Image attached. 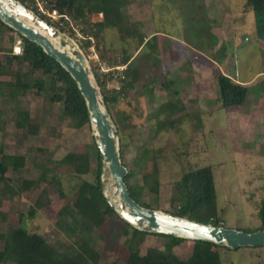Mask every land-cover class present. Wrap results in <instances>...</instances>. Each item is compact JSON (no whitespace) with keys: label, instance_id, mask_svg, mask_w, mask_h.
Here are the masks:
<instances>
[{"label":"rangeland","instance_id":"obj_1","mask_svg":"<svg viewBox=\"0 0 264 264\" xmlns=\"http://www.w3.org/2000/svg\"><path fill=\"white\" fill-rule=\"evenodd\" d=\"M247 1L125 0L123 13L127 15V24L134 29H142L147 38L158 30L179 35L184 39L183 43L203 49L206 52L202 53L208 52L209 57L221 59L225 64H219V72L213 71L211 67L215 68L214 65L203 56L186 52L184 47L181 52L175 51L178 44H174L173 50L159 53L163 57L159 66L140 61L137 56L131 59L129 66L140 65L143 71L136 88L127 87L126 73L121 84L109 76H102L95 54L111 66L121 65L125 48L140 50L137 36L130 39L131 42H124L115 29L105 31L98 38L91 31L84 33L85 28L94 30L93 25L103 21L101 14L92 15L87 24L69 15L70 21L64 26L53 25L84 53L102 98L121 93L118 101L109 107L106 105V108L118 130L122 162L134 172L130 182L138 186L141 203L150 209L168 213L173 184L186 172L210 166L215 177L222 226L240 230H253L260 226L258 211L264 198V76L258 75V79L255 76L264 69V38L258 36L255 13L246 12ZM27 2L29 7L26 6L40 17L44 16L41 7L50 9L48 0ZM44 20L49 22L47 17ZM11 36L15 37L14 49L21 39L19 33H8L0 26V46L4 48L0 52V65L13 55V51H9ZM215 40L219 41V46L216 52H211ZM178 58L181 61L177 63L175 60ZM188 58L192 59L193 67ZM220 73L239 81H249L252 77L258 80L250 87L251 94L244 107L225 109L221 106L217 98ZM153 78L159 81L153 85L155 91L150 97L146 95V89L151 87L149 81ZM187 79L190 80L185 83ZM1 80L10 78L1 75ZM164 80L175 84L167 88L162 84ZM197 86L203 89H197ZM177 89L179 94L175 92ZM255 92L261 93L260 99ZM52 94L51 91L39 93L34 89L16 101L6 99L8 91L5 90L0 96V159L4 154L26 157L20 172L9 167L6 176L12 179L16 188L21 186L23 179L37 181L33 190H25L13 199L3 200L1 209L6 213V222L0 227L20 226L21 214H28L30 207L43 197L44 205L37 217L31 219L27 215L24 225L31 234L38 233L53 244L72 246L76 237L67 234L64 224L75 225L84 219L78 212L76 189L82 179L94 182V174L77 176L74 166L63 161L68 154L87 153L91 170H95L97 145L91 122L90 129H75L72 122L62 115L60 103L52 100ZM170 95L185 105V109L173 118L181 121L175 129L156 132L155 115ZM19 111L29 117L34 134L19 129ZM120 115L128 117L125 128H120L117 123ZM169 146L174 148L157 163L160 188L156 194L144 182V175L155 170L154 163L148 160L139 164L137 158L145 148L156 150ZM44 174L50 180L57 177L58 181L54 184L44 181L41 178ZM59 181L61 184H57ZM102 184L104 193L113 198V179L105 164ZM65 206H69L72 212L63 222L59 213ZM91 228L94 247L101 254L98 264H126L129 248L136 242H139L142 255L153 248L164 250L170 242L168 238L155 234L133 239L132 228L116 217L111 218L103 230ZM191 249V240H186L172 250L179 257L186 258ZM221 254L223 264H264V248L238 252L223 249Z\"/></svg>","mask_w":264,"mask_h":264},{"label":"trees","instance_id":"obj_2","mask_svg":"<svg viewBox=\"0 0 264 264\" xmlns=\"http://www.w3.org/2000/svg\"><path fill=\"white\" fill-rule=\"evenodd\" d=\"M18 1L29 7L27 0ZM48 1L51 9H57L61 14L70 15L74 19H82L86 24L89 23L92 15H103V21L93 25L94 30H87L85 28L84 33L91 31L90 33L98 38L105 31L115 29L124 42H131L130 39L137 36L140 50L136 49L131 51L130 47L125 48L121 58V62L128 65L125 72L128 79V88H136V84L141 81L143 72L140 65L134 68L129 66L132 58L137 56V59L140 61L151 63L154 66H159L162 63L157 35L147 38L142 29L137 30L127 24V15L123 13V9L126 6L125 0ZM245 9L248 13H255L258 36L264 38V0H248L245 4ZM42 18L46 19L45 16H42ZM0 26L8 33L12 34L15 32L1 20ZM20 37L23 42L22 55H9L6 63L0 65V76L10 78V80L0 81V96L7 90L8 98L6 99L18 101L34 89H38L39 93L41 91H51V93L53 92L52 100L60 103L62 115L72 122L71 124L75 129L79 130L84 127H89L90 129V114L77 82L40 45L31 42L22 35ZM9 41L11 46L9 51L11 53L13 51L12 46L15 42V37L11 36ZM216 43V40L213 41V45H216ZM3 49L0 46V52H3ZM137 52L140 53L137 54ZM26 69L28 70L26 71ZM37 72H39L38 75L36 74ZM30 78H33V81H30ZM158 78H153L149 81L151 87H147L148 85L146 84L147 96L151 97L154 95L155 88H153V85L159 81ZM188 80L190 79H187V81L184 80L185 83ZM162 84L169 88L175 82L164 80ZM175 92L179 94L178 89ZM120 94L118 93L112 96L105 95L103 100L109 107L111 103L118 101ZM249 94L250 89L248 86L234 81L229 75L223 73L218 75L217 95L223 108L233 109L244 107ZM171 95L168 101L162 103L159 110H157L155 115L157 119L155 125L156 132L175 129L181 121L178 118H173L185 109V105ZM18 113H20L19 129L34 134L33 126L29 123V117L25 116L26 113L22 111ZM161 116H163V119L160 118ZM127 118L126 115L118 116L117 123L120 128H125L128 125ZM96 148L98 164L95 170H91L90 155L87 153L68 154L63 161V163H69L74 166V171L77 176L81 177L86 174H94V182H88L82 179L76 189L78 212L84 219L75 222V225L64 224L67 234L76 237L73 245L68 246L62 244L63 246H61V243L53 244L42 235L38 233L31 234L28 231L24 225L25 217L27 215L31 219L37 217L39 209L44 205L43 197H40L36 204L30 207L28 214H21L20 226H9L7 229L0 227V264H98L101 254L94 247L91 226L103 230L106 228L107 222L111 218L116 217L127 227H131L111 207L104 195L102 184L103 157L98 147ZM172 148L174 147L169 146L156 150L145 148L138 155L137 162L139 164L140 162L146 163L145 161L148 160H152L154 163L155 170L144 175V182L149 190L156 194H158L160 188V181L157 177L158 160L166 157ZM25 163V156L4 154L0 159V225L6 222V213L1 209L3 200L13 199L17 194L25 190L31 191L36 186V180L23 179L21 186L16 188L13 185L12 179L6 176L9 167L15 172H20L25 166ZM133 175L134 172L129 170L125 180L131 196L139 204L149 208L141 203L137 191L138 186L130 182ZM41 178L53 184L58 181L57 177H54L52 180L48 179L47 174L42 175ZM57 184H61L60 181ZM170 206L171 208L168 213L174 216L187 218L203 224L222 226L223 220L217 203L215 177L212 167H203L184 173L181 180L173 184ZM71 212L72 209L69 206H65L60 210L59 217L65 222ZM258 218L260 220V226L258 228L244 231L248 233L264 231V198L261 200L259 206ZM131 228L134 232L133 239L136 240L137 238L151 234L133 227ZM155 235L164 236L170 240L166 249L153 248L147 254L142 255L139 249V242H136L129 248L126 264H223L221 250L233 251L231 248L222 247L208 241H191L192 249L190 255L186 258H181L172 249L185 242L186 239L161 234ZM261 248L264 247H243L234 251L238 252Z\"/></svg>","mask_w":264,"mask_h":264},{"label":"water","instance_id":"obj_3","mask_svg":"<svg viewBox=\"0 0 264 264\" xmlns=\"http://www.w3.org/2000/svg\"><path fill=\"white\" fill-rule=\"evenodd\" d=\"M0 20L31 42L40 45L77 82L90 114L96 145L113 179L114 197L111 198L107 193L104 195L125 222L147 233L191 241H208L233 250L264 247V231L248 233L240 229L203 224L146 208L134 200L125 181L129 170L122 162L118 130L84 53L63 32L18 0H0Z\"/></svg>","mask_w":264,"mask_h":264},{"label":"crops","instance_id":"obj_4","mask_svg":"<svg viewBox=\"0 0 264 264\" xmlns=\"http://www.w3.org/2000/svg\"><path fill=\"white\" fill-rule=\"evenodd\" d=\"M214 30V29H213ZM212 30V31H213ZM213 33V32H212ZM213 34H215V33H213ZM154 35H157V37H158V43H159V46H160V51L159 52H165L167 49L168 50H171L172 49V47H173V45L174 44H178V48H179V50H178V48H176L175 49V51L177 50V51H179V52H181V50H182V47H184L185 48V51L186 52H196V53H198V56H203L210 64H213L214 65V67L215 68H213V67H211V69H213V71H216V72H219V70L217 69L218 67H220L219 66V64H224L223 62H222V60L220 59H214V58H211V57H209L208 56V54L207 53H202V52H206V51H204L203 49L201 50V49H199L198 47H196V46H191L190 44L189 45H187V44H185V43H183L184 42V39L182 38V37H180L179 35H172L171 33H168V32H165V31H161V30H158V31H156V32H154L149 38H151L152 36H154ZM215 35H217V34H215ZM218 36V35H217ZM161 38H162V41H161ZM219 39V38H218ZM217 39V40H218ZM219 46V41L216 43V45H213V46H211V52H216V48ZM173 50V49H172ZM184 50V49H183ZM210 52V53H211ZM227 52H229V51H227ZM214 54V53H213ZM161 58H163V57H161ZM188 59H190V58H188ZM177 63L179 62V61H181L179 58L178 59H176L175 60ZM190 61L192 62V59H190ZM192 67H193V62H192ZM225 65V64H224ZM218 71H217V70ZM220 69H221V67H220ZM193 71H194V69H193ZM196 72V71H195ZM194 72V73H195ZM221 72V71H220ZM212 73H214V72H212ZM259 75V76H258ZM260 77V76H264V69H263V71H260L255 77H256V79H258V77ZM255 77H252V80H249V81H247L246 79H244V81H239V80H237V79H234V77H232L231 76V78L234 80V81H237V82H239V83H242V84H244V85H246V86H248L249 87V89H250V87L253 85V84H255L257 81L256 80H254L255 79ZM200 83V82H199ZM199 83H197V84H199ZM201 87L200 86H197V89H200ZM203 88H201V90H202ZM217 93H218V91H217ZM251 94V93H250ZM250 94H249V96H250ZM255 95H257V98L258 99H260L261 98V93H259V94H257V92H255ZM217 98H218V96H217ZM249 98V97H248ZM247 102V101H246ZM247 104V103H246Z\"/></svg>","mask_w":264,"mask_h":264},{"label":"built area","instance_id":"obj_5","mask_svg":"<svg viewBox=\"0 0 264 264\" xmlns=\"http://www.w3.org/2000/svg\"><path fill=\"white\" fill-rule=\"evenodd\" d=\"M42 14L49 19V23L51 25H59L64 26L67 22L70 21V17L67 14H61L57 9H47L44 10L41 7ZM92 39V38H91ZM23 53V42L19 39L16 44L14 45L13 55H22ZM96 61L99 64V69L101 70L102 76L106 75L109 76L111 79L120 82L121 84L125 79V72L128 68L127 64H121L116 66H111L106 61L101 60L97 53L95 54ZM93 59V57H91ZM119 89V87H118Z\"/></svg>","mask_w":264,"mask_h":264},{"label":"bare ground","instance_id":"obj_6","mask_svg":"<svg viewBox=\"0 0 264 264\" xmlns=\"http://www.w3.org/2000/svg\"><path fill=\"white\" fill-rule=\"evenodd\" d=\"M27 22H29V21L27 20ZM53 41H54L55 43H57V41H56V40H54V39H53Z\"/></svg>","mask_w":264,"mask_h":264}]
</instances>
